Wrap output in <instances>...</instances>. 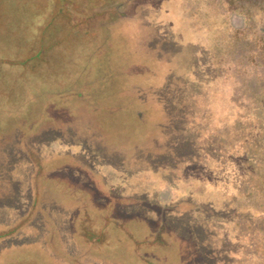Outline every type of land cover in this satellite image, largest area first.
I'll list each match as a JSON object with an SVG mask.
<instances>
[{"label": "rangeland", "instance_id": "374dc122", "mask_svg": "<svg viewBox=\"0 0 264 264\" xmlns=\"http://www.w3.org/2000/svg\"><path fill=\"white\" fill-rule=\"evenodd\" d=\"M236 3L0 0V264H264V18Z\"/></svg>", "mask_w": 264, "mask_h": 264}, {"label": "trees", "instance_id": "16d2710c", "mask_svg": "<svg viewBox=\"0 0 264 264\" xmlns=\"http://www.w3.org/2000/svg\"><path fill=\"white\" fill-rule=\"evenodd\" d=\"M93 1V0H92ZM227 3L232 4L234 1H236V6L239 9H257L258 12H261L264 18V0H226ZM106 2V0H105ZM87 4H91V0H87ZM93 10H96V6H94V9H92V11L88 10L85 11L84 13H81L80 15H92L93 14ZM103 10V9H102ZM105 11L107 9H104ZM249 12V11H248ZM79 15V16H80ZM261 30V34H264V27H260L259 28Z\"/></svg>", "mask_w": 264, "mask_h": 264}]
</instances>
